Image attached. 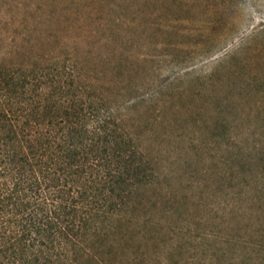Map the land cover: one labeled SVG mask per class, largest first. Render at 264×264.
Segmentation results:
<instances>
[{
  "label": "rangeland",
  "instance_id": "1",
  "mask_svg": "<svg viewBox=\"0 0 264 264\" xmlns=\"http://www.w3.org/2000/svg\"><path fill=\"white\" fill-rule=\"evenodd\" d=\"M0 66L108 111L149 176L76 264H264V0H0Z\"/></svg>",
  "mask_w": 264,
  "mask_h": 264
},
{
  "label": "trees",
  "instance_id": "2",
  "mask_svg": "<svg viewBox=\"0 0 264 264\" xmlns=\"http://www.w3.org/2000/svg\"><path fill=\"white\" fill-rule=\"evenodd\" d=\"M14 71L0 66V264H76L149 176L108 111Z\"/></svg>",
  "mask_w": 264,
  "mask_h": 264
}]
</instances>
